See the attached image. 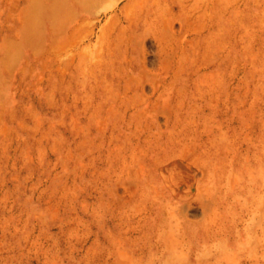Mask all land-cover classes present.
<instances>
[{
    "label": "rangeland",
    "instance_id": "1",
    "mask_svg": "<svg viewBox=\"0 0 264 264\" xmlns=\"http://www.w3.org/2000/svg\"><path fill=\"white\" fill-rule=\"evenodd\" d=\"M57 18L2 82L0 264H264V0Z\"/></svg>",
    "mask_w": 264,
    "mask_h": 264
},
{
    "label": "bare ground",
    "instance_id": "2",
    "mask_svg": "<svg viewBox=\"0 0 264 264\" xmlns=\"http://www.w3.org/2000/svg\"><path fill=\"white\" fill-rule=\"evenodd\" d=\"M65 3L66 0H33L22 13L23 22L16 39H5V51L0 55V95L5 71L13 70L29 51L39 47Z\"/></svg>",
    "mask_w": 264,
    "mask_h": 264
}]
</instances>
